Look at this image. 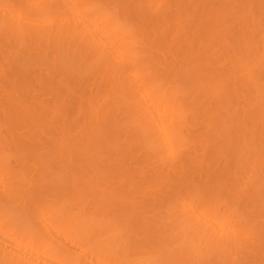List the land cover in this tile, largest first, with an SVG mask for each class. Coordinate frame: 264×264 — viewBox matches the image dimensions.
Wrapping results in <instances>:
<instances>
[{
	"label": "bare ground",
	"instance_id": "6f19581e",
	"mask_svg": "<svg viewBox=\"0 0 264 264\" xmlns=\"http://www.w3.org/2000/svg\"><path fill=\"white\" fill-rule=\"evenodd\" d=\"M0 264H264V0H0Z\"/></svg>",
	"mask_w": 264,
	"mask_h": 264
}]
</instances>
